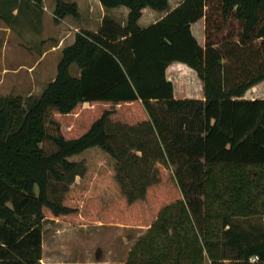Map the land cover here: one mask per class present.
Masks as SVG:
<instances>
[{
  "label": "trees",
  "instance_id": "16d2710c",
  "mask_svg": "<svg viewBox=\"0 0 264 264\" xmlns=\"http://www.w3.org/2000/svg\"><path fill=\"white\" fill-rule=\"evenodd\" d=\"M54 1L56 21L79 15L76 2ZM100 1L127 6L126 25L106 15L98 31L78 32L40 95H0V264H42L47 216L88 223L51 186L93 151L142 165L124 189L129 205L105 201V221L148 227L124 264H264V230L234 221L264 215V98L245 97L264 80V0H184L147 27L144 8L164 11L169 0ZM201 18L205 46L192 29ZM173 62L197 72L205 99L175 96ZM86 103L139 104L151 135L111 129V110L78 136L48 135L52 113Z\"/></svg>",
  "mask_w": 264,
  "mask_h": 264
},
{
  "label": "rangeland",
  "instance_id": "374dc122",
  "mask_svg": "<svg viewBox=\"0 0 264 264\" xmlns=\"http://www.w3.org/2000/svg\"><path fill=\"white\" fill-rule=\"evenodd\" d=\"M9 1L8 4L15 0ZM79 1L82 2V0ZM29 2L28 0H17L16 8L20 9ZM120 7L127 8L126 6ZM6 8L7 4H0V14L3 19L11 18L12 15L9 11L11 8ZM117 15L120 17V12ZM2 24L3 21L0 19V25ZM15 62L11 59L4 61L0 57V95H37L40 92V85L34 89L31 77L5 70V67H11V65H15ZM190 78L197 79L194 75H191ZM44 81L46 82V79ZM181 87L178 88V91L181 90ZM191 89L189 88L193 91V95L198 94L199 86L196 82H192ZM245 97L264 98V80L252 86L246 92ZM105 110L112 111L111 129L119 131V133L122 130H128L130 135L145 139L151 135L147 126L149 117L141 105L120 106L102 103L83 104L69 115L52 113L47 119L48 135L62 133L67 137L78 136ZM44 147L47 152H50L55 148V145L48 138L44 142ZM117 152L118 154L121 152L119 148H117ZM140 166L142 165L132 160L128 154L114 158L109 153L93 151L81 159L78 168L79 174L76 175L72 172L68 173L62 181L55 182L53 180L52 196H56L71 206H79L85 217L84 221L88 223L79 224L63 218L47 216L44 221L41 263L124 264L129 250L148 227L143 225L145 220L141 219H139V224L105 221V217L109 213V208L105 207V201L110 200L118 205H127L130 196L124 189L131 187L132 180L136 176L135 172L139 171ZM170 168L175 169V166ZM234 221L247 229L264 230V215L249 218L240 217L235 218ZM206 264L211 263L206 261Z\"/></svg>",
  "mask_w": 264,
  "mask_h": 264
},
{
  "label": "crops",
  "instance_id": "0c3cea01",
  "mask_svg": "<svg viewBox=\"0 0 264 264\" xmlns=\"http://www.w3.org/2000/svg\"><path fill=\"white\" fill-rule=\"evenodd\" d=\"M69 1H74L78 4V16L67 15L56 21L54 13L55 1L43 0L42 6H37L32 2L22 6L20 9L16 8V4L13 8L9 6L11 8L9 10L12 14L11 18H0L3 21V24L0 25L2 33L0 38V57L4 61L8 59L16 61L15 65L5 67V70H11L31 77L34 89L40 85V92L37 95H40L56 77L58 63L63 50L75 42L78 32L83 29L98 31L106 15L111 16L122 25L127 23L130 12L127 6V8L120 6L107 8L100 0ZM183 1L169 0V9L164 11L151 7L144 8L138 21L139 25L147 27L163 19ZM8 2L9 0H0V4H8ZM9 7L7 5L6 9H9ZM119 12L121 19L117 15ZM205 26V18L199 19L192 25L193 32L202 46H205L206 43ZM71 72L73 75L79 76L81 69L76 64H72ZM167 75L174 83L175 96L177 98L205 99L203 81L194 69L181 62H173L168 67ZM191 75H194L197 79L190 78ZM44 79H46V82ZM192 82H196L199 86V92L196 95H193V91H191ZM180 86H182L181 92L178 91Z\"/></svg>",
  "mask_w": 264,
  "mask_h": 264
},
{
  "label": "built area",
  "instance_id": "2783aa9c",
  "mask_svg": "<svg viewBox=\"0 0 264 264\" xmlns=\"http://www.w3.org/2000/svg\"><path fill=\"white\" fill-rule=\"evenodd\" d=\"M257 258H258V256L254 257L253 259H257Z\"/></svg>",
  "mask_w": 264,
  "mask_h": 264
}]
</instances>
